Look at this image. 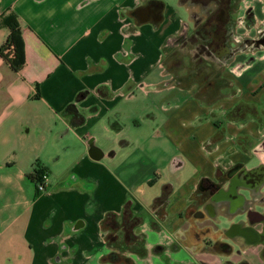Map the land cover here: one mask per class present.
Returning a JSON list of instances; mask_svg holds the SVG:
<instances>
[{
    "label": "crops",
    "instance_id": "crops-1",
    "mask_svg": "<svg viewBox=\"0 0 264 264\" xmlns=\"http://www.w3.org/2000/svg\"><path fill=\"white\" fill-rule=\"evenodd\" d=\"M151 1L0 0L25 60L0 52V264H264V0L240 1L236 33L263 38L202 97L162 62L188 5L154 23Z\"/></svg>",
    "mask_w": 264,
    "mask_h": 264
},
{
    "label": "flooded vegetation",
    "instance_id": "flooded-vegetation-1",
    "mask_svg": "<svg viewBox=\"0 0 264 264\" xmlns=\"http://www.w3.org/2000/svg\"><path fill=\"white\" fill-rule=\"evenodd\" d=\"M188 5L187 16L190 17V24L183 23L175 37H172L169 44L180 50H188L195 56L210 58L221 66L233 60L238 50L243 47H250L261 38H248L236 33L240 22L246 28L254 24L253 10L248 7L244 17L233 16L239 8L241 0H180ZM157 4V3H155ZM154 4V6H155ZM151 5L148 4V9ZM261 25L259 29H263ZM143 221V216L128 213L122 222L114 217L115 226H122L125 234L133 241L141 239L142 233L134 234L132 230L138 227ZM132 237V238H131ZM222 249L232 251V245L226 242L218 243Z\"/></svg>",
    "mask_w": 264,
    "mask_h": 264
},
{
    "label": "rangeland",
    "instance_id": "rangeland-1",
    "mask_svg": "<svg viewBox=\"0 0 264 264\" xmlns=\"http://www.w3.org/2000/svg\"><path fill=\"white\" fill-rule=\"evenodd\" d=\"M163 1L178 9L179 15L182 16L184 11H179L178 0ZM261 10H263V4L256 8L259 14L262 13ZM239 14V11H237L233 16L236 18ZM188 52L186 49L180 50L172 45H167L162 60L165 71L172 76L173 82L179 83L180 86L188 89L192 94L201 97L216 96L217 90L228 84V79L221 77L223 66L218 62H213L210 58L205 56L200 58V56L192 54L191 51L188 50Z\"/></svg>",
    "mask_w": 264,
    "mask_h": 264
},
{
    "label": "trees",
    "instance_id": "trees-1",
    "mask_svg": "<svg viewBox=\"0 0 264 264\" xmlns=\"http://www.w3.org/2000/svg\"><path fill=\"white\" fill-rule=\"evenodd\" d=\"M11 18L12 19L9 21L11 31H10L7 39L3 43V45L0 47V52H3L7 47L12 45L14 47V55L12 58H10V65L14 70H18L23 66L24 61H25L24 60V44H23V40H22V36L20 33L19 26H18L17 21H16V17L13 15ZM175 83H176V85H179V83H177V82H175ZM78 98L79 97H77V99ZM39 168L40 167L38 166V168L34 169L33 173L29 174V177H31L34 180V182H35V180L38 179L39 173L42 170ZM165 195L166 194L164 192H161L160 196H158L155 199L158 200L160 198H163ZM124 208H125V210L128 208V203L125 204Z\"/></svg>",
    "mask_w": 264,
    "mask_h": 264
},
{
    "label": "built area",
    "instance_id": "built-area-1",
    "mask_svg": "<svg viewBox=\"0 0 264 264\" xmlns=\"http://www.w3.org/2000/svg\"><path fill=\"white\" fill-rule=\"evenodd\" d=\"M39 169H42V170L39 173L38 179L35 180V186H36L37 191L42 192L46 190L49 176H48V173L42 167H40Z\"/></svg>",
    "mask_w": 264,
    "mask_h": 264
},
{
    "label": "water",
    "instance_id": "water-1",
    "mask_svg": "<svg viewBox=\"0 0 264 264\" xmlns=\"http://www.w3.org/2000/svg\"><path fill=\"white\" fill-rule=\"evenodd\" d=\"M155 3L158 4V6H157L158 9H155V12H154V14L156 13L155 14L156 16L154 18V23H157L161 19L160 10L162 9L163 3L161 1H158V0H152L149 4L152 5V4H155ZM142 8L143 7L137 9L136 11L142 10ZM145 8H148V4L143 9H145Z\"/></svg>",
    "mask_w": 264,
    "mask_h": 264
}]
</instances>
